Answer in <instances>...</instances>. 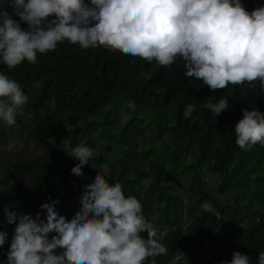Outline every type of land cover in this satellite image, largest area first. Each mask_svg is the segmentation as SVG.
Here are the masks:
<instances>
[{"label":"trees","instance_id":"1","mask_svg":"<svg viewBox=\"0 0 264 264\" xmlns=\"http://www.w3.org/2000/svg\"><path fill=\"white\" fill-rule=\"evenodd\" d=\"M10 3L0 0V11L13 14ZM242 3L248 11L264 6V0ZM0 72L28 97L14 125L0 120V232L8 234L0 264H7L15 228L5 209L43 218L41 205L58 200L57 212L70 220L97 172L135 196L159 231L168 229L169 255L157 257V264H170L180 251L187 260L179 264H220L234 251L257 264L264 252V143L241 149L234 129L244 108L264 113L259 80L255 87L245 82L213 92L185 76L182 59L162 67L68 41L37 53L35 64L25 60L10 69L0 58ZM223 98L229 108L218 117L203 106ZM188 104L195 110L185 119ZM81 143L94 152L83 177L71 172L79 161L64 150ZM204 202L220 217L205 212Z\"/></svg>","mask_w":264,"mask_h":264},{"label":"clouds","instance_id":"2","mask_svg":"<svg viewBox=\"0 0 264 264\" xmlns=\"http://www.w3.org/2000/svg\"><path fill=\"white\" fill-rule=\"evenodd\" d=\"M10 6L13 14L0 11V58L10 69L25 60L35 64L37 53L68 41L84 49L103 46L149 63L155 60L162 67L182 59L185 76L213 92L245 82L255 87L256 80L264 89V6L248 11L242 0H11ZM27 102L21 85L0 72V120L14 125ZM203 106L218 117L229 101ZM128 107L136 105L129 100ZM194 110L188 104L184 118ZM234 131L241 149L264 143V113L244 108ZM64 150L79 161L71 172L83 177L93 149L81 143L65 144ZM83 188L80 210L70 220L57 212L58 200L41 205L43 218L42 213L5 209L7 223L15 225L7 264H145L149 258L157 264V257L169 255L163 243L168 229L159 231L119 181L110 184L97 172ZM202 209L220 217L208 202ZM7 235L0 232V246ZM184 260L180 251L170 264ZM220 264H251V258L234 251L230 261ZM257 264H264V252Z\"/></svg>","mask_w":264,"mask_h":264},{"label":"rangeland","instance_id":"3","mask_svg":"<svg viewBox=\"0 0 264 264\" xmlns=\"http://www.w3.org/2000/svg\"><path fill=\"white\" fill-rule=\"evenodd\" d=\"M213 178H214V176L209 175V174H206V180H208V179H213ZM186 180H187V178H183V179L180 181L181 184H184V183L186 182ZM128 195H131V193L129 192ZM221 198H222V199H226V198H229V196H228V195H221Z\"/></svg>","mask_w":264,"mask_h":264}]
</instances>
